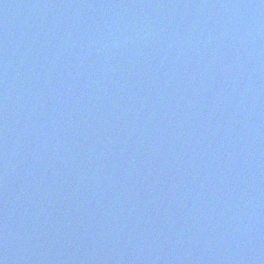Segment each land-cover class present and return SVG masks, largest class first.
<instances>
[{
    "label": "water",
    "instance_id": "95a60500",
    "mask_svg": "<svg viewBox=\"0 0 264 264\" xmlns=\"http://www.w3.org/2000/svg\"><path fill=\"white\" fill-rule=\"evenodd\" d=\"M0 264H264V0H0Z\"/></svg>",
    "mask_w": 264,
    "mask_h": 264
}]
</instances>
